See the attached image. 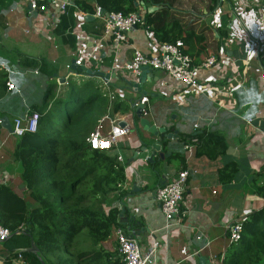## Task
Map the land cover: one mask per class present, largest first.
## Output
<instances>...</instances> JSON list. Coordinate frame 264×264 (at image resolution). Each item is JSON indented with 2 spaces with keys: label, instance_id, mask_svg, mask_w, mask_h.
I'll list each match as a JSON object with an SVG mask.
<instances>
[{
  "label": "crops",
  "instance_id": "0c3cea01",
  "mask_svg": "<svg viewBox=\"0 0 264 264\" xmlns=\"http://www.w3.org/2000/svg\"><path fill=\"white\" fill-rule=\"evenodd\" d=\"M70 1L76 7L62 15L66 17L62 26L58 27V23L54 27L51 11L28 14L23 2L0 0V71L15 85V91L5 90L0 99V136L6 138L0 147V184L10 187L31 204L21 178V164L11 157L14 136H8L10 133L1 121L6 119L11 127L15 118L23 119L30 106H41L47 100L49 87L53 88L55 97H64L70 80L78 84L90 81L108 102L107 113L97 120L102 124L103 134L113 120L125 122L130 128L129 134L119 137L117 145L109 150L123 169L124 181L120 190L109 194L106 201L117 207L119 213L124 210L123 216L131 232H137L132 238L141 252L155 246L151 264H199L198 256L209 261L214 257L224 258L232 244L226 238V225L242 213H252L264 206V198L255 192L257 186L264 184L261 173L264 164V59L259 61L253 55L249 38L255 31L254 0H176L172 14L180 18L183 26L195 32L202 31L212 45L215 41L220 44L218 66L201 69L196 74L200 84H209L220 92H214L213 97L196 94L192 88L157 70L149 75L150 80H145L142 88L147 91L148 101L144 116L156 126L178 130V139L165 144L168 146L165 152L170 156L163 161L165 169L158 175L146 161L149 154L139 152L152 138L137 130L134 123L131 100L137 96L125 80L136 81L138 76L120 68L130 61L134 49L152 52L150 29L137 26L128 32L126 41L115 46L101 40L105 14L100 13V8L86 13L75 3L84 1L96 7L95 0ZM140 2L134 12L143 17L147 9ZM88 15L93 19L87 20ZM94 46V58L84 64L92 73L72 70L69 62L73 54L77 55L80 50L86 55ZM98 71L109 77L95 75ZM117 104L130 111L114 113L112 117L109 112ZM32 110L37 112L33 107ZM106 119L108 122H104ZM210 129L225 137V152L209 159L198 154V140L194 153L188 156L183 145L189 142L191 135ZM182 138L188 141L183 144ZM176 151L180 152V157L175 156ZM118 155L121 161L117 160ZM180 170L189 173L181 206L184 217L180 223H170L160 211L154 190L170 182ZM224 173L226 177L231 173L233 176L230 180H222ZM160 174L164 177L160 178ZM121 228L129 234L125 225ZM114 230L98 247L113 254L114 259H120ZM31 242L28 234L11 236L0 242V264H30L23 256V262L18 258L22 253L17 250L29 247ZM258 264H264V258Z\"/></svg>",
  "mask_w": 264,
  "mask_h": 264
},
{
  "label": "trees",
  "instance_id": "16d2710c",
  "mask_svg": "<svg viewBox=\"0 0 264 264\" xmlns=\"http://www.w3.org/2000/svg\"><path fill=\"white\" fill-rule=\"evenodd\" d=\"M140 1L148 6H161L151 13L144 10L143 16L145 26L157 41L181 40L183 52L195 64L210 56L219 57L220 44L216 41L213 45L208 43L206 34L186 28L180 18L172 14L176 0H95L96 7L84 1L75 3L86 13L103 8L107 13L119 11L126 14L136 11L134 2ZM65 19L61 16L58 27ZM6 80L7 75L0 71V99L7 90ZM77 85L75 81L68 82V99L65 98L64 102L61 97H55L53 88L49 87L47 100L24 112L32 114V107L36 109L39 114L36 131H26L21 136L8 135L14 136L11 157L21 164V178L31 204L10 187L0 184V225L11 231L21 224L24 226L23 233L12 237L25 234L32 237L38 254H21L30 264H42L38 257L45 264H81L86 261L122 264L120 259H114L113 254L106 253L98 245L111 236L114 228L122 227L118 222L119 209L107 204L106 199L109 194L120 190L124 181L123 169L109 151L91 149L86 142L97 120L107 113V98L101 95L99 103L94 104L95 97L86 99L85 96L90 90L98 91L99 88L90 81H86L82 88ZM121 106L115 105L109 114L114 117V113L130 111ZM60 107L63 109L62 121H59ZM191 137L200 141L198 154L209 159L217 158L227 148L225 137L212 129L202 130ZM182 140L183 144L188 141ZM179 153L176 151L175 156L180 157ZM232 176L233 173L227 177L224 173L222 180H230ZM255 192L264 198V184L257 186ZM263 258L264 206L243 222L240 239L227 249L223 264H258Z\"/></svg>",
  "mask_w": 264,
  "mask_h": 264
},
{
  "label": "built area",
  "instance_id": "2783aa9c",
  "mask_svg": "<svg viewBox=\"0 0 264 264\" xmlns=\"http://www.w3.org/2000/svg\"><path fill=\"white\" fill-rule=\"evenodd\" d=\"M19 1L26 5L28 14L51 11L50 14L54 27L58 24L61 16L67 13L69 8L76 7L70 0ZM220 1L222 2L223 0ZM254 6L253 25L255 34L253 33L249 38L253 46V55L261 61L264 59V0H254ZM137 26L147 28L143 17H139L136 12L126 14L119 11L108 12L107 16H104L103 19V35L101 40L110 41L113 45L118 46L121 42L126 41L128 32ZM149 32L154 44L152 52L145 53L141 50L134 49L130 61L120 67L122 71L133 76H138L140 69L146 66L154 71H161L172 79L185 84L189 88H192L196 94L213 97L214 92H220L218 90L215 91L209 84H200L196 79V74L199 70L217 67L220 62L219 57L210 56L200 64H195L183 52V42L181 40L159 42L154 38L152 31ZM92 49L86 55H84L85 53L82 54L80 50H77V58H75L74 64L82 67L85 63L92 60L96 54V47L94 46ZM6 87L8 90L15 89V85L10 80L6 81ZM147 101L148 99L146 97L141 99V102L145 105ZM143 114H147V108L143 109ZM38 119L39 114L37 112L26 114L23 119L19 117L15 118L11 126L10 135L21 136L26 131L35 132L38 126ZM248 123L250 124V121ZM129 131L130 128L126 123L121 124L117 120H113L110 122L107 133L103 134L102 124L98 122L87 136L86 142L91 149L109 151L117 145L119 137L127 136ZM5 141L6 138L0 136V147ZM197 143V137H192L188 143L183 145V150L188 156L194 153V148ZM117 160H122L120 155L117 156ZM261 173L264 176V164L261 168ZM188 174L187 170H180L170 182H166L154 190V198L159 205L160 211L164 219L170 223L173 221L180 223L184 217V210L181 206ZM250 214L251 212H244L237 219L226 225V238L230 244L236 243L240 239L243 222ZM24 230L22 224L14 231L0 225V242L7 240L13 234H21ZM114 232L118 243V256L122 264H151L155 252L154 245L146 252H141L136 240L129 237L124 229L117 227ZM18 258L22 262L24 261L21 254H18ZM222 263L223 257H214L210 261V264Z\"/></svg>",
  "mask_w": 264,
  "mask_h": 264
},
{
  "label": "water",
  "instance_id": "95a60500",
  "mask_svg": "<svg viewBox=\"0 0 264 264\" xmlns=\"http://www.w3.org/2000/svg\"><path fill=\"white\" fill-rule=\"evenodd\" d=\"M141 6H143L144 9H147V12H153L159 9L160 7L157 6H148L147 8L144 6L143 2L141 1ZM134 5L137 6L138 2H134ZM100 13H104L105 16H107V12H104L103 8H100ZM139 17L140 14L138 13ZM87 20L93 19V16H86ZM71 68L72 70H76L78 72H87L92 73L91 71L87 70L84 66L77 67L74 64V61L71 62ZM154 72V70L149 69L148 67L144 66L140 69L138 78L136 81L134 80H125L128 86L135 89V95L137 98L135 100H131L132 104L131 107L133 109L134 117L136 118L135 123L137 125V130H141L142 132L148 134L151 136L152 140H149L148 143H145L140 148L139 152L141 153H148L149 156L146 158V161L152 164V169L154 170L155 174L158 175L159 171L161 169H165V166L163 164V161L166 157L170 156L169 152H165L166 148L168 147L165 145L168 141L178 139V130L175 128L167 129L165 126H156L155 124L151 123L148 118H146L143 114V109L146 107L145 104L141 102V99L143 97L147 96V91L142 88L143 83L145 80H150L149 75H151ZM95 75H100L101 77H104L107 79L109 77V74L103 73V72H95ZM5 119V118H4ZM4 128L8 130L9 133H11V127L8 121L2 120L1 121ZM125 123V122H124ZM121 122V124H124ZM137 152L135 155H138ZM160 178L164 177V174H160ZM124 210L121 209L119 213V223L121 225H125L127 228V231L129 232L128 236L133 237L135 233L137 232H131L130 226H128V223L126 219L123 216ZM143 231V229L141 230ZM17 251L20 253H29V252H38V248L34 245L33 242H31L30 246L27 248H19ZM198 262L199 264H210V261L204 257V256H198ZM42 264H45L42 259H39Z\"/></svg>",
  "mask_w": 264,
  "mask_h": 264
},
{
  "label": "rangeland",
  "instance_id": "374dc122",
  "mask_svg": "<svg viewBox=\"0 0 264 264\" xmlns=\"http://www.w3.org/2000/svg\"><path fill=\"white\" fill-rule=\"evenodd\" d=\"M75 58H77V55H76V54H73L72 59H71L70 62H69L70 65H71V62L75 60ZM75 83H76V82H75ZM76 84H78V83H76ZM85 84H86V82H81V83H79L77 86H78L79 88H82V87H84ZM65 90H67L66 95H65L64 97L60 95L62 102H64L66 99H68V98H67V95H68V92H69V87L67 86V88H66ZM101 95H102V92H101L100 90L96 91L95 89H92V90H90V91L88 92V94H87L85 97H86V99H89V98H91V97H95V100H94L93 102H94V104H97V103H99V101H100V99H101ZM65 98H66V99H65ZM118 102H119V101H118ZM58 112H59L60 117H61L59 121H62V120H63V109H62V107L59 108ZM61 114H62V115H61ZM106 121L108 122L107 119L104 120V122H106Z\"/></svg>",
  "mask_w": 264,
  "mask_h": 264
}]
</instances>
